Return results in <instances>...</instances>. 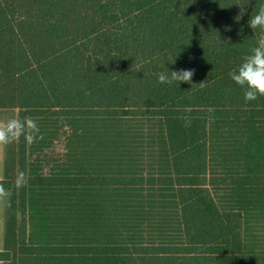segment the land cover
I'll list each match as a JSON object with an SVG mask.
<instances>
[{
  "label": "trees",
  "instance_id": "obj_1",
  "mask_svg": "<svg viewBox=\"0 0 264 264\" xmlns=\"http://www.w3.org/2000/svg\"><path fill=\"white\" fill-rule=\"evenodd\" d=\"M261 4L0 0V260L264 264V96L229 77ZM181 69L191 83L157 82Z\"/></svg>",
  "mask_w": 264,
  "mask_h": 264
},
{
  "label": "clouds",
  "instance_id": "obj_2",
  "mask_svg": "<svg viewBox=\"0 0 264 264\" xmlns=\"http://www.w3.org/2000/svg\"><path fill=\"white\" fill-rule=\"evenodd\" d=\"M243 11L236 16L239 21ZM248 24L252 30L259 29L264 33V4H261L256 15L251 16ZM194 70L181 69L179 71H169L158 73L157 82L160 84H171L173 82L191 83ZM230 79L242 88L245 102H251L258 97L264 96V36L254 46L248 54L242 58L239 66L229 73ZM201 85L203 83H200ZM187 120V118H185ZM33 132L38 133L39 128L33 122Z\"/></svg>",
  "mask_w": 264,
  "mask_h": 264
},
{
  "label": "crops",
  "instance_id": "obj_3",
  "mask_svg": "<svg viewBox=\"0 0 264 264\" xmlns=\"http://www.w3.org/2000/svg\"><path fill=\"white\" fill-rule=\"evenodd\" d=\"M1 112V111H0ZM5 143H6V123L0 115V180L5 179ZM7 193L0 190V252L6 248V231H7ZM0 264H7L6 261L0 260Z\"/></svg>",
  "mask_w": 264,
  "mask_h": 264
},
{
  "label": "rangeland",
  "instance_id": "obj_4",
  "mask_svg": "<svg viewBox=\"0 0 264 264\" xmlns=\"http://www.w3.org/2000/svg\"><path fill=\"white\" fill-rule=\"evenodd\" d=\"M0 115L5 119L6 123V146H7V154L10 152L11 149H14L16 143V128H17V122H16V112H0ZM61 147L59 144H57V147L55 149V153H60ZM9 156V155H8Z\"/></svg>",
  "mask_w": 264,
  "mask_h": 264
}]
</instances>
